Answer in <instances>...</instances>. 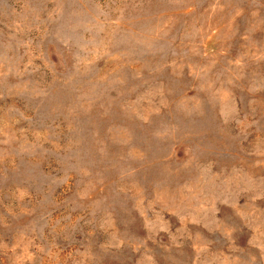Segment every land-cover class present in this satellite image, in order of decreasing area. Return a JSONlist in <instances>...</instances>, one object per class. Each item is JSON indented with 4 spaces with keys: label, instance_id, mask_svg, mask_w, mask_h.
<instances>
[{
    "label": "rangeland",
    "instance_id": "obj_1",
    "mask_svg": "<svg viewBox=\"0 0 264 264\" xmlns=\"http://www.w3.org/2000/svg\"><path fill=\"white\" fill-rule=\"evenodd\" d=\"M0 264H264V0H0Z\"/></svg>",
    "mask_w": 264,
    "mask_h": 264
}]
</instances>
